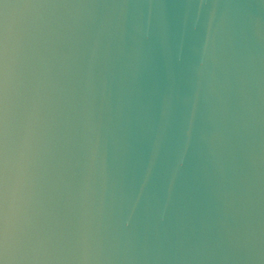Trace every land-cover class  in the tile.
<instances>
[{
  "label": "water",
  "instance_id": "1",
  "mask_svg": "<svg viewBox=\"0 0 264 264\" xmlns=\"http://www.w3.org/2000/svg\"><path fill=\"white\" fill-rule=\"evenodd\" d=\"M0 264H264V0H0Z\"/></svg>",
  "mask_w": 264,
  "mask_h": 264
}]
</instances>
